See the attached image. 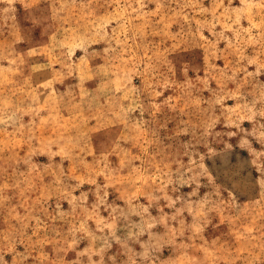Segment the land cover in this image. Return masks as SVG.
I'll return each mask as SVG.
<instances>
[{
    "label": "rangeland",
    "instance_id": "rangeland-1",
    "mask_svg": "<svg viewBox=\"0 0 264 264\" xmlns=\"http://www.w3.org/2000/svg\"><path fill=\"white\" fill-rule=\"evenodd\" d=\"M0 264H264V0H0Z\"/></svg>",
    "mask_w": 264,
    "mask_h": 264
}]
</instances>
